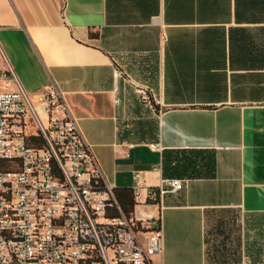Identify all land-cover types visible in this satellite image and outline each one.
<instances>
[{
	"label": "crops",
	"instance_id": "crops-1",
	"mask_svg": "<svg viewBox=\"0 0 264 264\" xmlns=\"http://www.w3.org/2000/svg\"><path fill=\"white\" fill-rule=\"evenodd\" d=\"M0 50L30 96L57 89L124 207L135 172L180 181L128 214L159 218L150 264H264V0H0Z\"/></svg>",
	"mask_w": 264,
	"mask_h": 264
},
{
	"label": "built area",
	"instance_id": "built-area-1",
	"mask_svg": "<svg viewBox=\"0 0 264 264\" xmlns=\"http://www.w3.org/2000/svg\"><path fill=\"white\" fill-rule=\"evenodd\" d=\"M0 62V264H150L162 249L159 218L120 214L57 89L30 96L1 50ZM112 76L121 74L113 69ZM180 187L164 179L151 190L135 172L132 200L140 204L144 192L157 204Z\"/></svg>",
	"mask_w": 264,
	"mask_h": 264
},
{
	"label": "trees",
	"instance_id": "trees-1",
	"mask_svg": "<svg viewBox=\"0 0 264 264\" xmlns=\"http://www.w3.org/2000/svg\"><path fill=\"white\" fill-rule=\"evenodd\" d=\"M161 164H162V166H161V169H162L163 163H161ZM154 189L155 188H152L151 190H154ZM120 192H121V196L124 197V194L129 193V197H130L131 196L130 195V191L129 190H125V189H120V190H117V191L114 192L115 200L118 202L119 206L121 205L120 208L122 207V209H123V210L121 209L122 212L125 215L128 216V214L132 212V207L135 204L133 202H131V204H130V206H128V208L124 207L123 204H122V200H121L122 198L120 197ZM145 203H147V204H155V200L151 201V200L147 199V200H145Z\"/></svg>",
	"mask_w": 264,
	"mask_h": 264
}]
</instances>
